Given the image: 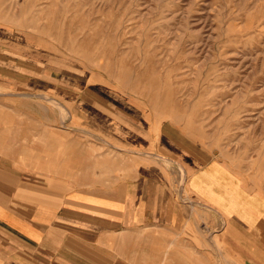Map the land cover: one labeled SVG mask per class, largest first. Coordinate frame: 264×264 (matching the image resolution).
I'll return each mask as SVG.
<instances>
[{
    "label": "crops",
    "instance_id": "0c3cea01",
    "mask_svg": "<svg viewBox=\"0 0 264 264\" xmlns=\"http://www.w3.org/2000/svg\"><path fill=\"white\" fill-rule=\"evenodd\" d=\"M37 40L0 17V264H264L257 160L56 71Z\"/></svg>",
    "mask_w": 264,
    "mask_h": 264
},
{
    "label": "rangeland",
    "instance_id": "374dc122",
    "mask_svg": "<svg viewBox=\"0 0 264 264\" xmlns=\"http://www.w3.org/2000/svg\"><path fill=\"white\" fill-rule=\"evenodd\" d=\"M0 17L51 46L56 71L264 168V0H0Z\"/></svg>",
    "mask_w": 264,
    "mask_h": 264
}]
</instances>
